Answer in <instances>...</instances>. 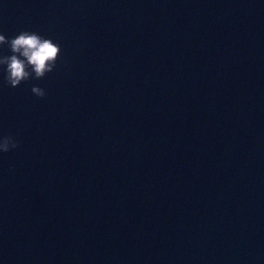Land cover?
Wrapping results in <instances>:
<instances>
[{"label": "water", "instance_id": "95a60500", "mask_svg": "<svg viewBox=\"0 0 264 264\" xmlns=\"http://www.w3.org/2000/svg\"><path fill=\"white\" fill-rule=\"evenodd\" d=\"M21 31L62 56L0 70V264H264V0H0Z\"/></svg>", "mask_w": 264, "mask_h": 264}, {"label": "clouds", "instance_id": "9594fccd", "mask_svg": "<svg viewBox=\"0 0 264 264\" xmlns=\"http://www.w3.org/2000/svg\"><path fill=\"white\" fill-rule=\"evenodd\" d=\"M5 45L11 55L0 56V70L4 72L6 85L13 89L30 79H44L55 70L62 56L59 42L46 39L37 32L21 31L11 39L0 34V47ZM31 92L40 99L46 96L40 87H32ZM18 147L19 142L12 135L0 137V153H8Z\"/></svg>", "mask_w": 264, "mask_h": 264}]
</instances>
